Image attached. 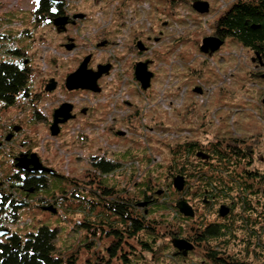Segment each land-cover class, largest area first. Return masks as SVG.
Wrapping results in <instances>:
<instances>
[{
  "label": "rangeland",
  "instance_id": "rangeland-1",
  "mask_svg": "<svg viewBox=\"0 0 264 264\" xmlns=\"http://www.w3.org/2000/svg\"><path fill=\"white\" fill-rule=\"evenodd\" d=\"M30 1L33 2V0ZM71 1L73 2V11H81L89 15L87 20L90 23L88 28H85L86 32L87 30L89 32L87 34L94 33L97 26L106 25L109 18L107 15L113 13L120 16H110V19L119 17L126 20L129 25L132 23L133 32L137 30L138 34L142 33L145 37L155 35L152 33L149 34V30L154 25L169 21L170 27L168 34L173 33L180 36L179 42L175 45L171 44L172 41L167 40L161 43L160 46L150 44L151 55L147 54L144 57L138 56L134 50L127 49L123 54L124 57H128V61L123 64L124 72L122 74H124L125 79L122 78L121 80L109 82L106 77L102 78L100 80V85L104 93L102 94L109 96L116 93L123 87V83L126 80V84L124 85L125 94L135 95L137 93V87L132 83L133 80L130 79L132 73H127L126 70L128 68H134L139 60H145L148 57L155 60L156 67L164 64L161 67L164 70H155L156 77L153 79V84L156 90L163 87V83L165 84L170 72L173 79L178 81L182 90L185 87L191 90L195 86L204 83L206 90L203 95L196 97H190V94L186 95L185 105L181 110L182 113L187 108H192L198 111L199 114L206 113L209 115L207 119L210 123L207 127L210 128L209 135L212 141L221 137L220 139L224 145L231 143L232 146L236 145L241 150L239 140L241 142L243 139L248 140L249 142L246 144L243 143L245 147L242 148H245L247 153L253 155V157L250 156L252 160L251 169H257L258 173L263 177L260 180L261 184H256L255 187L256 189L263 190L264 105H262V101L264 99V79L261 78L260 73L255 69V63L252 62V59L256 58V55L230 37L226 39L225 44L212 57L205 56L200 51L203 39L215 33L216 25L220 18L239 0H202L210 3V12L206 15H200L193 10L192 5L197 0ZM30 4L29 2V8H31ZM114 28L115 26L109 30L112 41L118 35L117 30L112 31ZM43 31L44 38L40 36L34 37L36 40L31 42L32 47L28 54L33 58L31 85L34 90L33 92H37L35 95L41 117L38 123L34 127H31L33 132L31 143L23 150L30 149V151H33L32 153H36L50 168L58 171L57 174L59 177L69 179V187L63 190L67 191V193L58 192L56 195H52L47 191H43L35 194L32 198L34 202L31 204L30 209L22 210L20 215V223L25 222L27 226L19 229L17 233L23 235L22 237H27L28 234L37 233L41 227L46 226L57 231L55 254L59 258L70 261L71 264H122V261L119 259L110 260L107 255L106 250L112 245L109 236H105V230H103V234L99 239L98 236L94 237L92 235L95 232L98 234L97 229L93 231V225H88L89 228L87 225L86 227L82 226L84 225V211L80 210L76 212L75 210L78 207L75 209L72 205L60 207L57 214L46 211V207L51 206V202L55 201V198H52V196H55L59 201L58 205H54L56 208L61 206V203H66V201L63 202L62 195L70 196L72 189H76L80 195L88 196V193L82 194V186L89 181L79 179L80 177L83 179L86 178L85 174L87 173L88 165L84 161L75 158L76 153L81 149L79 144L84 142L77 139V135L80 134L76 131L79 127L77 126L78 123L71 122L69 126L63 127L62 134L53 137L50 131L48 116L51 110L56 109L55 106L60 105L63 101L70 100V102L72 101L79 105L80 103L84 104L88 100L89 94L87 91L67 92L63 89V84L66 80V75L73 73L80 67L81 60L89 54L88 51L94 45L95 39L92 37L91 39L86 38L79 41L78 45H80V48L76 51V54L74 55L75 52H72L68 59L63 60L60 39L50 29H44ZM47 38L51 39L53 44V50L50 51V55L57 59V62H54L51 67H49L48 55L45 49ZM100 60L102 59L95 57V61L98 62ZM174 62H176V65L173 66ZM170 67H172L171 70ZM51 76L58 82L59 87L53 93L48 94L45 86L50 84L49 78ZM161 78H164L163 83L160 81ZM94 105L95 100L92 98L90 106L93 107ZM261 106L262 108H260ZM154 112L163 113V109L157 106ZM184 125L187 124L183 123L182 126ZM82 134L90 135L89 131ZM92 135L97 140L96 150L99 144L101 146L103 144L104 148H106L103 139L100 140L97 138V132ZM200 136L201 133L198 134V137ZM186 137L191 138V134L189 133L187 136L183 135L182 139ZM104 138L110 141L111 136L105 134ZM131 139L132 141L130 143L136 148L134 152L135 159L130 160V162H134L132 166L135 167L131 179L134 200L135 202L140 200V188L142 187H146L152 190V192L154 191L151 195H155V197H158V191H163V194L158 197L159 202L155 206V211L149 217L150 220L163 223V218L170 217L171 219L175 215H173V208L169 210V207L180 200V196L177 195L178 193H176L172 184V173L176 167L170 163V156L164 149L166 145L175 144L177 140L170 141L168 139H161L158 133H136ZM249 144L251 146H248ZM145 148H148L154 156L149 162L142 163L141 159H136V156L142 157V151L146 152ZM4 151H6V157L5 155L2 157L0 152V167L5 169L4 175H9L12 167L11 160L19 153L20 149L8 147ZM8 154L9 158L7 157ZM160 157H164L162 164L156 162L159 161ZM145 173L147 175H144ZM55 177L58 178V176ZM120 181L122 180L120 179ZM104 182L107 183V181ZM193 186H196L195 190H198V183H193ZM89 194H92V192ZM231 194L237 203L241 204L240 198L244 195L238 190L233 191ZM247 195V199L252 200L251 196L249 194ZM110 198L105 197L104 200L110 201ZM202 198V196L196 197V195L188 197V202L198 208L197 223H195L194 218H191L194 219L192 221L190 219L189 224H186L187 222L183 221L182 218H172L171 225L165 228L167 230L166 233L157 235V244L154 245L156 248L154 252L156 258L153 259L152 253L145 252L140 247V242L147 239L143 235H140L135 240L130 239L129 244L121 247L118 255L120 257L126 256L130 260L129 255L137 252L138 255L143 257V260L140 261L131 259L132 264H213L202 256L205 253L203 247H198L197 250L195 249L194 254L188 262L174 259L172 254L171 238L174 237V232L181 230V235L189 234L191 232L190 224L192 225L193 222L196 224L195 226H199L200 223L204 222L208 225L213 220L221 222L217 210L220 208L219 205L224 203V199L219 198L212 205L203 206ZM165 201L169 202V205H164V208H161L162 202ZM256 204L258 210L256 211V216L252 214L253 220L261 224L264 221L263 194L256 197ZM237 210L239 211V205L236 207L237 214L235 213V219L233 220V224L236 221L238 223L235 224L233 231H236L238 236L244 237L243 233L239 231L243 230L240 225L241 221H239L242 218L239 215L241 211L238 213ZM246 216L250 215L246 213ZM93 220H95V217L91 219V222L95 224V227H98V224L93 222ZM87 222L88 220H85V224ZM258 227L256 231L260 232L261 225ZM198 233L200 232L193 230L191 235L195 237ZM223 244L220 243V248L222 246L225 247V243ZM161 252L163 255H161Z\"/></svg>",
  "mask_w": 264,
  "mask_h": 264
},
{
  "label": "flooded vegetation",
  "instance_id": "flooded-vegetation-1",
  "mask_svg": "<svg viewBox=\"0 0 264 264\" xmlns=\"http://www.w3.org/2000/svg\"><path fill=\"white\" fill-rule=\"evenodd\" d=\"M29 2L31 3V8H29L28 6ZM44 2H46L47 4V8L45 7V10H43ZM107 16L109 18L106 25L97 26L94 33L87 34L89 33L88 30L86 32V29L88 28L90 23V21L87 20L89 18V15L81 11H73V2L71 0H33V2H31L30 0H0V65L4 63L20 64L24 70L29 72L28 86L26 89H24V91H21L19 93L16 98L15 104L6 106L2 102H0L1 156L3 157V155H5L6 157V151L4 150H6L8 147L20 149L19 153L11 160L12 167L9 175H4L3 173L5 172V169L3 167H0V232L3 231L1 229L7 228L11 224L16 223L20 218L22 210H29L31 204L34 202L32 198L38 192H35L34 188H27L26 185L28 180L32 178L39 179L42 176H45L46 178L55 176L59 177V175L57 174L58 171L50 168L41 160V158L36 153H32L33 151H30V149L23 150L24 148L28 147V144L31 143V136L33 135L31 127H34L41 117L40 110L37 107V100L35 95L37 92H33L34 90L32 89L31 85L33 58L31 55H28L32 47L31 42L33 40L35 41L36 39L34 37L37 36L44 38L43 30L50 29L51 32L60 39V47L62 48L63 52L62 57L63 60H65L69 58V55L72 52H75L74 55L76 54V51L80 48V45H78L79 41L86 38L91 39L92 37H94L95 43L92 46L91 50L88 51L89 54L86 56L90 57V60L88 62V70L97 73L100 69V66L109 68L108 71L105 72L97 82L98 87L100 88V92L76 90L88 92L89 97L84 104L80 103L79 105H77L72 101L70 102V100H66L63 101L60 105H56V109H54L53 111L51 110V113L48 116L49 126L51 128V125L54 122V112L58 108H60L61 105L67 104L68 102H70L69 104L73 106V110L71 113L73 117L69 119L67 123L61 125L60 134H62L64 126H69L71 122L78 123L77 126L79 127L76 131L80 134L77 135V139H80L84 142L79 144V147L81 149L76 153L77 155L75 156V158L84 161L88 165L87 173L85 174L86 178H79L82 181H89L82 186V194L88 193V196L80 195L79 193H77L76 189H72V191L70 192V196L62 195V200L63 202L66 201V203H61V206H59L58 208H56L54 205H58L59 201L55 196H52V198H55V201L51 202V206L46 207V211H48L47 208L52 207L56 212H58L59 208L62 207V205L67 206L73 205V203H77L74 205H77L76 207H78L79 210L85 212L84 225L82 226L86 227V225H93V231H96L97 229L98 234H96L95 232L92 235L94 237L98 236L99 239L103 234V230H105V236H109L112 246L107 248L106 253L109 256L110 260L119 259L120 261H122V264H132L133 262H131V259L140 261L143 260V257L141 255H138L137 252H133L129 255L130 260H128L126 256L120 257V255H118V252L121 251V247L129 244L130 236L127 233V227L121 228V230L117 227L118 223L123 224L122 221L117 219V221L110 220L109 222L106 217L105 220L102 219L101 215H105L106 213V211H104L102 207V200L105 199V196L102 197V193L99 192L103 187L106 188L109 193L113 191L112 195L114 196V200L116 201V203H124L127 207V211L129 212L128 219L130 220V222L128 223L132 225V220L134 219V193L131 179L133 177L132 174L134 172L133 170H135V167L132 166L134 165V162H130V160L135 159L134 152L136 148L134 145H132V143H130L132 141L131 137L136 133H158L159 138L161 139H168L170 141L177 140L175 144H168L166 145V148H164L169 156L171 154L170 150L175 147L191 146L195 151V154L194 151H192V153L190 154V158H192L194 161V170L192 172L193 177L200 176V167H198V164L201 166L205 165L208 168L210 162V158L208 160H205L201 157H198L197 154L202 153L209 156L210 154L208 150H210V148L213 146L215 141L218 140V138L217 140L212 141L211 136L209 135L210 128L207 127L210 123L207 119L209 115H207L206 113L199 114L198 111L192 108H187L184 113H182L181 111L183 106L185 105L186 95L190 94V97L201 96L205 93L206 85L204 83H201L191 90L188 87H185L182 90L178 81L173 79L170 72L169 77L165 81V84L163 83L164 78H161L160 80L163 83V87L156 90L153 84V79L156 77L155 70H164L161 69L164 64L156 67L155 60L151 57H148L145 60H139L137 62L149 63L148 71L153 73V78L151 79L148 89H143L142 84L137 81L135 77L134 66V68H128L126 72L132 73V77L130 79L133 80L132 83L137 87V93H135V95H129L128 93L125 94L124 85L126 84V80L123 83V87L120 88L116 93L109 96L103 95V88L100 85V80L102 78L106 77L109 82L121 80L122 78H124V74H122L124 72L123 64L128 61V57H124L123 54L127 49L134 50L136 51V54L138 56L144 57L147 54L151 55L150 44L153 46H160L161 43L168 40L172 41L171 44L176 45L180 40V36H177L173 33L168 34V29L170 27L169 21L160 22L158 25H154L152 29L149 30V34L152 33L155 35L145 37L142 33L138 34L137 30L133 32L132 23H130L129 25L126 20L119 17L110 19V16L114 17L120 15L113 13ZM59 20L65 21V24H57ZM114 26L115 28L112 31L117 30L118 35L116 36L114 41H112L110 38L111 32H109V30H111V28ZM212 36L218 37L216 31ZM70 45L74 46L71 51H69L68 49ZM140 47H142L143 50H141ZM45 49L48 55L49 67H51L54 62H57V59L50 55V51L53 50V44L51 39L49 38L46 39ZM253 53L256 54L255 52ZM202 54L208 57H212L215 53L212 55H206L204 53ZM86 57L81 60L80 65L81 63H83ZM95 57L102 60L97 62L95 61ZM252 62L255 63V69L260 73L262 78V75H264V66L261 65L258 60L253 61L252 59ZM174 65H176V62L173 63V66ZM171 69L172 67H170V70ZM190 70L192 71V69ZM70 74L66 75V80ZM51 80H55L53 76L49 78V81ZM66 80L64 81L63 89L67 92H70L66 88ZM58 85L59 84L57 82L56 90L59 87ZM45 87H47V85ZM92 98L93 100H95V105L93 107L90 106ZM157 106L162 107L163 113L154 112ZM260 108H262V106ZM183 123L187 125L182 126ZM87 131H89L90 135L82 134ZM96 132L98 133L97 138L100 140L103 139L106 148H104L103 144L102 146L101 144H99L98 149L96 150L97 140L92 135ZM189 133L191 134V138L186 137L182 139L183 135L187 136L189 135ZM199 133H201L200 137H198ZM105 134L111 136V143L109 140L104 138ZM247 142L249 141L245 139H243L242 142L239 140V146L241 147L240 151L243 155L253 157V155H250L251 153H247L245 148H242L245 147L243 143L246 144ZM248 146H251V144H249ZM145 149L146 152L142 151V157L136 156V159H141L142 163L149 162V160L154 156L153 153H150L148 148ZM25 155L28 157V160L31 159L32 155H37L42 168L48 169L49 171L51 170L52 172L49 173L45 171L43 173H40L38 171H24L20 167L19 159L24 158ZM7 157L9 158V154ZM163 159L164 157H160L159 161L156 162L158 164H162ZM103 162L112 167L111 171H102L100 165ZM156 162L155 164H157ZM29 169H33V166H29ZM256 170L257 169L254 168L252 172L255 173ZM144 175L147 174L145 173ZM241 176L245 177V181L249 179H254V181L260 180H256L257 176L255 177V175L248 176L245 174H241ZM187 178H185L186 181L188 180ZM120 179L122 181H120ZM104 181H107V183H105ZM103 184H105V186H103ZM66 187H69V185H67ZM140 190V197L142 198H140V201H142L141 203H147V206L141 207L138 203L137 216L139 217V220L144 222V226L148 227L149 224H154L148 219V209H155V206L159 202L158 197L163 194V191H158V197H155V195H151L154 193V191L152 192V190L146 187H142L140 188ZM90 192H92V194H89ZM244 192L247 194L249 191L244 190ZM60 193H67V191H60ZM190 193L192 195H196L198 192L196 190H192V192ZM214 195L215 194H211L206 190L204 195H202L204 197L202 200L204 204L203 206L210 204L212 205V203L215 202V200H212V196ZM198 196H201V193ZM118 198L119 200H117ZM178 202L170 206L169 209L173 208L174 213L177 210L179 214L177 215L179 218H181L182 214L177 208ZM168 203L169 202L166 201L162 202L161 208H164V205L168 206ZM221 205L226 204H220L219 206ZM193 208L196 214V216L194 217L195 223H197L196 218L198 215V208L194 207V205ZM229 208L230 213L225 218L220 217L221 222H216L215 220L209 222V226H222L223 228H225H222V234L220 237L210 240L216 242V240L223 239L224 243L228 241L234 243H246L243 236L232 238L229 237L231 229L229 226L230 223L228 221V218L234 215H232V213H234V209H236L234 206H229ZM219 209L217 210L218 215ZM94 217L95 220H93V222H96L98 224V227H95V224H92L91 222V219H93ZM85 220H88L87 224H85ZM195 223L193 225H196ZM119 231L122 235L120 237L121 239L117 238L114 235L115 232ZM157 231L159 232V234H165L167 230L160 228ZM157 231L155 232V235H159ZM32 234L34 233L28 234V236ZM181 234V230H179V232H174V237L171 238L173 250L171 246L170 248L172 250L174 259H183L184 261L188 262V260L194 254L195 249L197 250L199 246L198 242L195 241V237H192L191 235L185 236ZM13 236V232L4 236H0V242H6ZM20 237L23 238V240L25 239V241L28 239L27 237H22V235H20ZM174 239L187 240L194 245V250L189 251L187 255H184L183 252L174 247ZM113 248L117 249L115 255L112 254ZM142 250L145 251V249L143 248ZM210 254L215 255L217 259L221 260L219 264H246L245 260H232L230 258L231 255L229 256L228 254L223 253L217 248L214 249L212 247ZM161 255H163L162 252ZM155 256L156 255L153 254V259L155 258ZM124 257H126L127 259H125ZM56 258L58 259L59 257L56 256ZM61 260L62 264H69L70 262L65 261L64 259ZM125 260H127V263H125ZM212 263L216 264L214 261H212Z\"/></svg>",
  "mask_w": 264,
  "mask_h": 264
},
{
  "label": "trees",
  "instance_id": "trees-1",
  "mask_svg": "<svg viewBox=\"0 0 264 264\" xmlns=\"http://www.w3.org/2000/svg\"><path fill=\"white\" fill-rule=\"evenodd\" d=\"M173 3H175V1H173ZM43 6V10H45L47 8L46 2L43 3ZM216 33L218 38L223 41L229 37L238 41L242 46L259 55L264 61V0H239L234 3V5L218 21L216 25ZM28 73L29 72L24 70L20 64L4 63L0 65V102L6 106L15 104L19 93L24 91V89H26L28 86ZM222 142L223 141L218 138L216 143L213 144L210 150H208L210 154L208 168L205 165L201 166L198 164L200 167L199 177L192 176V172L194 170V161L192 158H190V154L192 151H194V149L191 146H179L171 149L170 163L176 167L172 173V180H174V178L179 175L185 178L188 177L186 190L183 191L184 193L178 192L175 188L174 189L176 190V193H178L177 195L180 196L179 201L182 199L188 201V197H193L190 192L195 190L196 187L193 186V183H198L199 186L198 190L196 191L199 192L196 194V197L200 193L201 196L204 195L205 191L207 190L209 193L215 194L212 196V200L217 201L219 198H223V204H226L228 207L234 206L236 208L239 205V211H237L238 213L240 211V213H242H239V215L242 216V218L240 217L241 220L239 221H241L240 225L243 228V230L239 231L243 233L246 243H234L228 241L225 242V247L222 246V248H220V243L224 245L222 240H216V242H213L210 239L221 236L223 228L222 226L212 227L211 225H207L206 222L200 223L199 226L193 225L194 222L192 225L190 224L191 232L193 230L200 232L195 235V241L198 242L199 247L204 248L203 251L205 253L203 257L207 261H214L216 264H219L221 261L217 259L215 255L210 254L211 248L213 247L214 249L217 248L218 250H221L223 253L228 254L229 256L231 255L230 258L234 261L245 260L246 264H264V221L260 224L253 220V215L256 216V211L258 210L256 197L261 194L264 195V188L263 190H260L259 188L256 189L255 186L256 184H261L260 180H262L263 177L261 174L259 176L258 170L255 171L256 174L252 172L251 157L243 155L236 145L232 146L231 143L224 145ZM100 167L102 168V171L105 172H109L112 169V167L105 162H103ZM241 174L248 176L255 175V177L257 176L256 180H260L254 181V179H249L245 181V177H242ZM67 185V179L61 177L46 178L45 176H42L39 179L32 178L28 180L26 186L27 188H34L35 192L47 191L49 194L56 195L60 191L63 192ZM235 190H238L244 195L242 198H240L241 204L237 203L231 194ZM244 190L249 191L247 194L251 196L252 200L247 199L248 195L244 192ZM99 192H101L102 196H105L106 198L111 197L110 201H103L102 207L106 213L105 215H101L102 219L105 220L106 217L109 222L110 220L117 221V219L122 221L123 224H119L117 222V227L120 230L121 228L127 227V233L130 236L129 239L135 240L138 239L140 235L145 236L147 239L140 242L141 247L145 249V251L151 252L153 254L156 251L154 245L157 244L158 237L155 235V232L160 228L165 229L167 226H170L171 221L173 220L172 218L177 219L179 215L178 211L176 210L175 213H173V215L175 214L174 216L171 214V219L170 217H165L163 218L164 222L161 223L160 221L149 219L155 209H148V219L154 224H149L148 227H145L144 222L139 220V217L137 216V205L138 203L141 204L142 201L138 200L135 202L134 200V219L132 220L131 225L128 223L130 220L128 219L129 212L127 211V207L124 203H116L114 196L112 195L113 191L109 193L108 190L103 187ZM117 200H119V198ZM74 204L77 203H73L72 205L76 207L77 205L75 206ZM62 207L64 206L62 205ZM75 211L78 212L80 210L78 208ZM245 212L250 216H246ZM170 213L172 212L170 211ZM235 213L236 209H234V213H232V215H235ZM234 215L231 216L232 218H228L231 229L230 232H232V234L229 235L230 238L238 236L237 232L233 231L235 224L238 223V221H236L235 224H233V220L235 219ZM181 218L183 221L187 222L186 224L190 223V219L184 218L183 216H181ZM260 225V232H257V227ZM56 232L57 231L55 229H50L49 227L44 226L41 227L37 233L27 236L28 239L26 241L25 239L23 240L20 235H14L6 242H0V264H62L61 258L57 259L55 254V242L57 239ZM191 232L189 234L186 233V235H183L190 236ZM114 235L121 239L120 237L122 235L120 231L115 232ZM116 252L117 249L113 248L112 254L115 255ZM124 258L127 259L126 257ZM181 260L184 261L183 259ZM125 262H127V260H125ZM69 264H71V262H69Z\"/></svg>",
  "mask_w": 264,
  "mask_h": 264
},
{
  "label": "water",
  "instance_id": "water-1",
  "mask_svg": "<svg viewBox=\"0 0 264 264\" xmlns=\"http://www.w3.org/2000/svg\"><path fill=\"white\" fill-rule=\"evenodd\" d=\"M193 10L200 14V15H206L210 12V3L207 1H201L197 0L192 5ZM57 24H65V21L59 20ZM224 41L219 39L216 36H210L206 37L202 41L201 51L204 54L212 55L215 52L219 51L221 47L224 45ZM74 48L73 45H70L68 49L71 51ZM141 50L142 47H140ZM256 58H253V61L258 60L261 65L264 66V61L260 58L259 55L255 54ZM90 60V57H86V59L83 61V63L80 65V67L72 74H70L67 77L66 80V88L68 91H76V90H89L93 92H100V88L98 87V80L100 77L103 76L105 72L108 71V67H102L100 66L99 71L97 73L92 72L91 70H88V62ZM148 62H139L135 65V77L137 81H139L142 84L143 89H148L151 79L153 78V73L148 71ZM262 78L264 79V75H262ZM57 88V82L55 80H51L50 84L46 87V91L51 93L55 91ZM264 105V99L262 101ZM73 110V106L70 104H63L59 109H57L54 113V122L51 125L50 131L51 135L53 137H57L60 132L61 128L60 126L67 123L69 119H71L73 116L71 115ZM198 157H201L205 160L209 159L208 155L198 153ZM20 167L24 171H30L35 172L38 171L40 173L43 172H49L52 171L48 169L42 168V165L40 163L39 158L37 155H32L31 159L28 160V157L25 155L24 158H20ZM29 166H33V169H29ZM186 179L185 177L179 175L174 178L173 180V186L178 192H183L186 187ZM141 207L147 206V203H141ZM52 208V207H51ZM47 208L49 211L55 210L52 208ZM177 208L180 211V213L185 218H194L196 216L195 210L193 206L186 200L182 199L177 203ZM230 213V208L226 205H222L219 209V215L221 218H225ZM3 234V235H2ZM8 234V231L3 230L0 232V236H4ZM173 245L175 248L179 249V251L183 252L184 255H187L189 251L194 250V245L188 242L185 239H174Z\"/></svg>",
  "mask_w": 264,
  "mask_h": 264
}]
</instances>
